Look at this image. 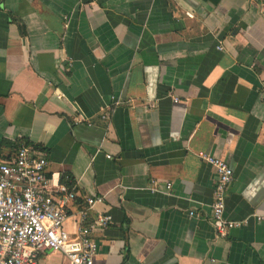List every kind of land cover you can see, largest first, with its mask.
<instances>
[{"label": "crops", "instance_id": "obj_1", "mask_svg": "<svg viewBox=\"0 0 264 264\" xmlns=\"http://www.w3.org/2000/svg\"><path fill=\"white\" fill-rule=\"evenodd\" d=\"M23 145L101 199L96 264H264V0H0V163Z\"/></svg>", "mask_w": 264, "mask_h": 264}, {"label": "built area", "instance_id": "obj_2", "mask_svg": "<svg viewBox=\"0 0 264 264\" xmlns=\"http://www.w3.org/2000/svg\"><path fill=\"white\" fill-rule=\"evenodd\" d=\"M111 101L118 105L114 98ZM109 117L105 112L101 119L108 121ZM198 156L216 175L209 222L217 237H225L230 230L247 223L224 217L226 195L234 174L224 161L204 152ZM47 168L45 153L33 145L21 146L13 159L0 163V264H37L46 252L60 253L68 264H96L98 243L92 235L105 231L111 217L91 216L92 207L101 201L99 198H86V207L76 210V185H67V176L64 180L49 176ZM170 189L167 184L166 190ZM189 216L194 217L195 213L191 211ZM70 218L76 223L73 233L65 229Z\"/></svg>", "mask_w": 264, "mask_h": 264}, {"label": "trees", "instance_id": "obj_3", "mask_svg": "<svg viewBox=\"0 0 264 264\" xmlns=\"http://www.w3.org/2000/svg\"><path fill=\"white\" fill-rule=\"evenodd\" d=\"M65 176H63L62 180H64ZM67 178L69 179V182H66L67 185H72V183H74L70 177L67 176Z\"/></svg>", "mask_w": 264, "mask_h": 264}]
</instances>
